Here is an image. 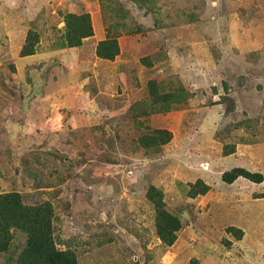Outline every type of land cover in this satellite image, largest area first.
Wrapping results in <instances>:
<instances>
[{"label": "rangeland", "instance_id": "374dc122", "mask_svg": "<svg viewBox=\"0 0 264 264\" xmlns=\"http://www.w3.org/2000/svg\"><path fill=\"white\" fill-rule=\"evenodd\" d=\"M68 12L93 33L60 47ZM159 129L169 141L142 140ZM234 166L264 175V0H0V193L49 201L79 264H264V179L222 180ZM151 185L182 220L170 246ZM12 233L0 264L23 248Z\"/></svg>", "mask_w": 264, "mask_h": 264}, {"label": "trees", "instance_id": "16d2710c", "mask_svg": "<svg viewBox=\"0 0 264 264\" xmlns=\"http://www.w3.org/2000/svg\"><path fill=\"white\" fill-rule=\"evenodd\" d=\"M63 20L65 31L64 38L59 41L60 47L78 46L85 37L91 36L93 33L88 13L75 14L68 12L63 14ZM116 24H111V27ZM25 40L20 50L22 56L33 53V43L37 39L29 34ZM118 53L119 44L114 36L102 39L96 45L95 54L101 59H113ZM179 90L182 91L183 88L181 87ZM164 98L159 97L156 99ZM155 103L158 102L155 101ZM161 109L168 110L169 106H164ZM155 131L157 130H153L152 133H145L142 140L146 144L150 141L149 143L158 145L160 142L169 141L172 136V133L167 129H159L157 135L153 134ZM233 151V149L227 148V144L223 146V155H228ZM238 176H243L254 182H260L264 179V175L260 172H251L241 166H234L223 171L222 180L232 182ZM189 186L186 192L189 198L205 194L209 189V185L200 178L193 183H189ZM146 197L154 207L157 237L161 243L167 246L172 245L177 238L178 231L182 228V220L179 215L167 209L160 188L151 185L146 192ZM52 220L53 208L49 201L28 205L21 201L18 192L0 193V251L7 252L8 259L13 253L11 251L12 230L17 229L25 233L22 250L14 262H7V264H79L74 250L57 247Z\"/></svg>", "mask_w": 264, "mask_h": 264}]
</instances>
